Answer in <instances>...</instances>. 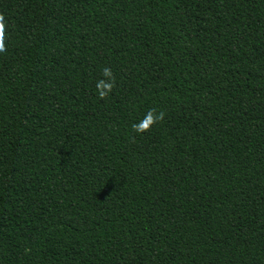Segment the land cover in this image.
I'll list each match as a JSON object with an SVG mask.
<instances>
[{
    "label": "trees",
    "instance_id": "16d2710c",
    "mask_svg": "<svg viewBox=\"0 0 264 264\" xmlns=\"http://www.w3.org/2000/svg\"><path fill=\"white\" fill-rule=\"evenodd\" d=\"M0 24V264H264V0Z\"/></svg>",
    "mask_w": 264,
    "mask_h": 264
},
{
    "label": "clouds",
    "instance_id": "9594fccd",
    "mask_svg": "<svg viewBox=\"0 0 264 264\" xmlns=\"http://www.w3.org/2000/svg\"><path fill=\"white\" fill-rule=\"evenodd\" d=\"M2 24H0V29H2ZM0 51H3V44H2V42H0Z\"/></svg>",
    "mask_w": 264,
    "mask_h": 264
}]
</instances>
